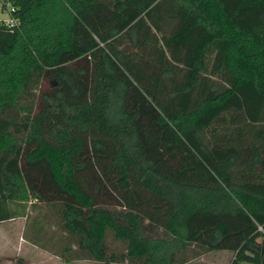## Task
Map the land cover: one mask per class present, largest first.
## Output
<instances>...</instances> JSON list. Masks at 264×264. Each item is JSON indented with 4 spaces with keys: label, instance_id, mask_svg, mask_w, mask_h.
Listing matches in <instances>:
<instances>
[{
    "label": "trees",
    "instance_id": "obj_1",
    "mask_svg": "<svg viewBox=\"0 0 264 264\" xmlns=\"http://www.w3.org/2000/svg\"><path fill=\"white\" fill-rule=\"evenodd\" d=\"M6 2L0 222L68 261L264 264V152L212 129L264 124V0Z\"/></svg>",
    "mask_w": 264,
    "mask_h": 264
},
{
    "label": "rangeland",
    "instance_id": "obj_2",
    "mask_svg": "<svg viewBox=\"0 0 264 264\" xmlns=\"http://www.w3.org/2000/svg\"><path fill=\"white\" fill-rule=\"evenodd\" d=\"M8 4L11 3L7 2L6 6H3V0H0V14L7 13L11 18ZM212 129L215 131L213 139L217 145L226 146L236 143L242 152L246 153L253 144H256L261 153L264 152V124L247 123L231 127L224 117H221L213 124ZM25 205V211L34 215L35 209L31 204ZM28 219L27 215H23L0 222V264H104L96 260L68 261L51 250L41 249L27 238L31 233L26 227ZM54 230L58 236H61L59 227L51 226L49 229L50 233ZM231 257L232 253L227 250L212 251L194 258L191 264H229Z\"/></svg>",
    "mask_w": 264,
    "mask_h": 264
},
{
    "label": "clouds",
    "instance_id": "obj_3",
    "mask_svg": "<svg viewBox=\"0 0 264 264\" xmlns=\"http://www.w3.org/2000/svg\"><path fill=\"white\" fill-rule=\"evenodd\" d=\"M8 9L12 12L17 11L16 8H13L12 4H8ZM0 21H3L5 24L12 26V25H18L19 20H13L10 19L7 13L0 14Z\"/></svg>",
    "mask_w": 264,
    "mask_h": 264
},
{
    "label": "crops",
    "instance_id": "obj_4",
    "mask_svg": "<svg viewBox=\"0 0 264 264\" xmlns=\"http://www.w3.org/2000/svg\"><path fill=\"white\" fill-rule=\"evenodd\" d=\"M37 246V245H36ZM39 247V246H38ZM41 248V247H40ZM43 249V248H41ZM193 262V259H191V261L188 262V264H191Z\"/></svg>",
    "mask_w": 264,
    "mask_h": 264
},
{
    "label": "built area",
    "instance_id": "obj_5",
    "mask_svg": "<svg viewBox=\"0 0 264 264\" xmlns=\"http://www.w3.org/2000/svg\"><path fill=\"white\" fill-rule=\"evenodd\" d=\"M3 3H4V0H3ZM7 3V2H6ZM14 8V7H13ZM11 12V11H10ZM10 19H12V18H10Z\"/></svg>",
    "mask_w": 264,
    "mask_h": 264
}]
</instances>
